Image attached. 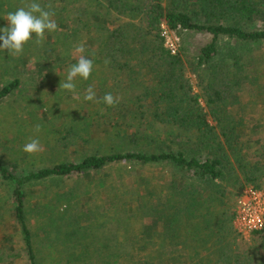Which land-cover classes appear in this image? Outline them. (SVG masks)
Wrapping results in <instances>:
<instances>
[{"label": "trees", "instance_id": "16d2710c", "mask_svg": "<svg viewBox=\"0 0 264 264\" xmlns=\"http://www.w3.org/2000/svg\"><path fill=\"white\" fill-rule=\"evenodd\" d=\"M38 2L52 5L58 30L46 32L41 44L33 37L39 69L24 72L38 89L54 86L77 62L73 50L83 43L94 69L79 82L84 94L90 85L94 88L97 108L87 115L84 137L71 126L70 139H55H97L100 146L81 159L50 161L23 175L0 163L1 181L11 184L10 216L18 225L26 264L41 259L29 224V199L40 185L46 195L39 198L48 202L38 203L36 213L48 218L40 228L44 238L55 242L48 251L53 264H90L93 257L115 264L123 256L128 264H166L179 257L193 264H256L257 254L264 253V228L250 233L241 252L232 247L230 236L237 198L246 187L264 183V100L263 105L237 101L241 92L264 99V89L251 87L258 79L252 72L255 63L264 60L251 56L264 44V0ZM23 4L16 0L14 9ZM162 24L181 37L177 53L165 46ZM191 34L206 40L192 47L186 41ZM121 83L127 91L137 90L123 102L114 87ZM21 87L19 77L2 85L0 100ZM106 93L120 102L107 106L102 101ZM41 108L35 110L38 118L49 112ZM77 112L82 118L83 109ZM114 113L134 114L135 119L111 124ZM160 128L173 135L159 139ZM108 168L116 173L109 187L101 178L95 183L111 197L107 217L128 233L131 246L124 252L98 251L93 245L94 225L107 211L81 212V205L72 204L79 196L75 182ZM213 250L219 256L211 260Z\"/></svg>", "mask_w": 264, "mask_h": 264}, {"label": "rangeland", "instance_id": "374dc122", "mask_svg": "<svg viewBox=\"0 0 264 264\" xmlns=\"http://www.w3.org/2000/svg\"><path fill=\"white\" fill-rule=\"evenodd\" d=\"M16 5V0H0V28L7 26L6 17L7 14L11 11H14ZM162 33L165 38V46L170 50L171 53H177L181 48V37L176 34L175 31L169 29L167 25L162 24ZM186 41L195 47L196 44L203 43L206 39L200 37L199 35H187ZM32 40L25 44L22 55L19 57H14L10 55L7 50L0 49V87L6 84L9 81H12L14 78L19 77L23 82V87L18 88L11 92V94L4 99L0 100V163L4 166L9 167L11 170L15 171L17 175H23L31 169H35L48 163L50 161L66 160V159H81V157L95 152L92 149L99 147L100 144L97 139V144L94 143V140H90L89 143L81 141L78 138H75L73 141L62 140L61 143H58L55 138L57 137H66L70 139V134L72 133L68 130L71 126H74L76 131L83 136V127L87 126V122L90 120L87 115L92 116V111H95L97 108V102L93 101H84L83 95L84 90L81 89L82 83L79 82L81 79H77V92L80 88V99H75L71 92L59 88V84L65 80L66 74L61 75V82L54 84V86H44L42 89H38L34 86L32 79H29L28 71L38 70L39 67L34 65V60L38 59V55L34 54L33 49L31 48ZM254 54L251 56H261L264 59V44L258 50V47L254 49ZM28 52L33 54H28ZM29 55V56H28ZM256 69L252 72H256L255 75L258 77L254 82V86H251L252 89H264V60L255 63ZM28 70L26 73L24 71ZM58 74V72L56 73ZM254 76V74L252 73ZM194 89L197 91L195 77L188 73ZM26 78L29 80L26 82ZM22 85V84H21ZM114 87L117 89L119 96L123 97L121 102L128 100L131 95H135L137 90L128 89L126 90V84H116ZM53 94L52 96H50ZM58 94L57 96H55ZM127 94V95H126ZM263 98L255 99L252 94H249L247 98L246 92H241L237 101L247 104L248 102H254L257 104L263 105L261 102ZM137 104L139 102L136 100ZM44 110H47V116L42 114L41 118H38L35 115V110L40 107ZM82 118H79L81 113H78L77 110H82ZM253 113H256L257 110H252ZM255 115V114H254ZM258 118L259 116H255ZM110 122L119 121L124 122V119L134 120V114H126L122 116L121 113H114L110 117ZM97 118L95 117V120ZM86 121V122H85ZM251 121V120H248ZM40 124L42 126L39 133L34 132V125ZM159 139L166 141L168 140V135H173V132L167 131L165 128H160ZM148 133H151L148 131ZM175 133V132H174ZM38 136L39 140L43 146V151L34 155H29L22 151V146L28 142L32 137ZM158 171V169H157ZM115 169L108 168L97 174H86L82 176V179H79L75 182L74 190L78 197L72 202H77L82 206L81 211L85 210L87 213L94 211L96 207L107 211L102 217H100L96 225L92 230V234L95 235V243L93 244L98 251H112L119 250L124 252L128 250L131 246L129 240L127 239L128 233H126L124 227H119L114 218L107 216L110 209L107 207L110 204L109 200L111 197L109 195H103V188L98 186L97 181L99 178L104 179L106 186L109 187L111 182L110 178L115 176ZM71 182V181H69ZM104 182V181H103ZM100 182L99 184H101ZM72 186V185H71ZM264 188V183L260 186ZM11 184L1 181L0 179V264H26L25 256L22 247V239L18 230V225L16 220L13 218L9 207H11V198L10 190ZM68 189L67 185L65 189ZM247 188V187H246ZM245 188V189H246ZM38 194H32L29 202L31 210L29 213V224L32 228L33 235L35 236V241L37 243V249H40L39 253L41 259H39L40 264H53L54 261L52 256L49 254L50 246L53 248L54 243L49 238H44L42 229L40 228V222L48 219L44 215H39L36 213L37 204L40 203V206L43 205L39 196L46 195L45 188L43 186L37 187ZM89 193V198H86L85 193ZM108 193V188H107ZM48 197V196H47ZM37 199V201H36ZM236 199V197H235ZM40 201V202H38ZM109 203V204H108ZM235 204V202H234ZM66 204L64 205V207ZM61 210L64 208L61 206ZM64 213L63 211L61 212ZM100 213V212H99ZM112 215V214H111ZM92 217V214H91ZM41 218V220H40ZM50 219V217H49ZM63 223V220L61 221ZM231 240L232 247L237 249V251H243L247 249V245L251 241V234H243L237 227L234 225V220L231 222ZM137 233V231H135ZM189 243V242H188ZM61 249L60 245H57L55 250ZM189 251L192 249L187 248ZM183 250L179 247V253L182 255ZM51 252V251H50ZM184 255V254H183ZM202 255V253H201ZM64 256V253L61 254V257ZM219 256V251L213 250L209 259L214 260ZM264 257V253L257 254L256 264H264L261 262ZM128 258L123 256L118 259V263L115 264H128L126 262ZM62 261V260H61ZM63 262V261H62ZM170 263L166 264H193L190 259H184L179 257L174 261H169ZM261 262V263H260ZM104 261H99V259H93L90 261V264H104ZM107 264V262L105 263Z\"/></svg>", "mask_w": 264, "mask_h": 264}, {"label": "clouds", "instance_id": "9594fccd", "mask_svg": "<svg viewBox=\"0 0 264 264\" xmlns=\"http://www.w3.org/2000/svg\"><path fill=\"white\" fill-rule=\"evenodd\" d=\"M55 11L52 5L42 6L38 0H24L21 7L16 8L7 14V26L0 28V49L19 57L22 55L24 46L35 37V42L41 44L45 39L46 32L58 30L57 22L54 19ZM86 53L83 43L75 46L73 55L77 57V62L68 67L65 80L59 84V88L67 90L73 94L75 99H80L77 92V79L88 80L94 69V59ZM107 63V61H105ZM84 101L96 100V92L90 85L83 95ZM102 101L109 107L115 106L120 102V98L112 93H106ZM42 126L34 125V132L39 133ZM22 151L34 155L43 151V146L38 136L32 137L22 146Z\"/></svg>", "mask_w": 264, "mask_h": 264}, {"label": "built area", "instance_id": "2783aa9c", "mask_svg": "<svg viewBox=\"0 0 264 264\" xmlns=\"http://www.w3.org/2000/svg\"><path fill=\"white\" fill-rule=\"evenodd\" d=\"M234 225L246 235L264 228L263 187H247L237 198Z\"/></svg>", "mask_w": 264, "mask_h": 264}]
</instances>
